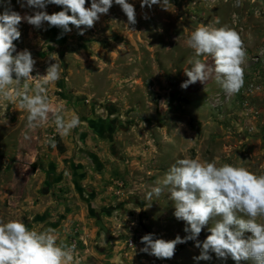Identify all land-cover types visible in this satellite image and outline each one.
I'll use <instances>...</instances> for the list:
<instances>
[{
  "label": "rangeland",
  "instance_id": "rangeland-1",
  "mask_svg": "<svg viewBox=\"0 0 264 264\" xmlns=\"http://www.w3.org/2000/svg\"><path fill=\"white\" fill-rule=\"evenodd\" d=\"M128 2L136 11L137 23L129 26L135 31L126 25L120 6L113 4L83 35L72 25V31L61 37L62 30L47 23L36 28L22 21L21 37L14 41L17 52H31L36 60L34 76L45 74L49 63L55 62L50 58L55 59L62 72L59 81L47 86L50 105L57 106L52 109L65 99L87 132L101 133L105 143L95 141L94 149L98 153L104 149L110 158L106 167L108 182L118 192L112 211L117 212L119 236L134 240L127 249L139 264H236L231 257L218 259L214 253L210 260H194L200 255L195 241L178 244L172 259H157L140 251L144 247L140 241L149 233L164 240L187 235L185 223L174 216L166 189L159 197L146 199L177 159L229 163L264 173V0H241L240 7H234L236 0H169L167 10L159 5L141 8V0ZM90 5L87 0L86 7ZM6 8L22 16L34 11L22 8L18 0H0V14ZM45 10L52 14L62 8L48 5ZM200 25H227L241 36L246 57L239 93L227 96L215 80L213 58L196 57L187 46L186 40ZM195 58L206 65L207 79L182 89L188 79L184 70ZM27 116L17 108L7 112L0 101L2 221L14 218L29 197L24 186L33 172L28 162L34 154L35 130L27 128ZM45 122L54 124L53 111ZM45 129L37 134L43 136ZM54 140L56 151L64 153L58 137ZM258 222L264 223V218ZM212 224L202 229L200 242Z\"/></svg>",
  "mask_w": 264,
  "mask_h": 264
},
{
  "label": "clouds",
  "instance_id": "clouds-1",
  "mask_svg": "<svg viewBox=\"0 0 264 264\" xmlns=\"http://www.w3.org/2000/svg\"><path fill=\"white\" fill-rule=\"evenodd\" d=\"M21 7L33 9L31 15L6 8L0 14V101L17 105L28 113L27 128L34 130L47 121L48 113L53 111L56 132L66 137L81 120L75 113H63L53 110L47 95V86L61 79L62 69L53 58L45 74L32 73L36 60L27 49L17 52L14 41L21 37L19 26L22 21L41 28L45 23L49 27L62 30L63 34L72 31L70 25L84 31L94 27L101 15L108 14L113 4L120 6L127 17V26L137 23L135 7L128 0H18ZM169 0H141V8L159 5L167 10ZM48 5L60 6L62 10L49 14ZM236 0L234 7H240ZM147 18V17H145ZM220 23L219 19L215 21ZM135 31L134 28H130ZM58 37V38H61ZM196 57L211 56L214 60L215 80L227 96H232L244 85V64L246 49L239 33L224 25L216 28L211 25L198 26L186 40ZM191 68L184 70L188 77L181 84L187 89L197 81L207 79L206 65L199 58L189 61ZM208 71H213L212 69ZM30 137L25 134L24 139ZM46 145L56 147L54 138L45 140ZM170 194L174 204V216L185 223V237L177 235L175 239H154L153 234L141 237L142 253L157 259H172L178 244L195 241L200 255L194 260H210L214 253L218 259L231 257L236 264L242 261L249 264H264V173L255 174L242 166L224 163L217 166L213 162H201L199 159H177L170 166L164 178L146 194L151 200L159 197L164 190ZM210 221L206 239L198 237ZM246 233L251 235L246 236ZM54 229L30 230L19 219L4 222L0 220V264H79L75 245L57 243Z\"/></svg>",
  "mask_w": 264,
  "mask_h": 264
},
{
  "label": "crops",
  "instance_id": "crops-1",
  "mask_svg": "<svg viewBox=\"0 0 264 264\" xmlns=\"http://www.w3.org/2000/svg\"><path fill=\"white\" fill-rule=\"evenodd\" d=\"M47 95L50 101L52 94ZM1 104L7 112L19 109L7 101ZM59 105L61 114L75 113L67 100L63 99ZM51 107L57 106L52 103ZM41 127L46 128L41 130L43 136L37 134ZM53 128V123L44 122L34 129L31 141L34 154L28 162L33 172L24 186L29 197L24 199L22 210L14 218L3 221L19 219L30 230L54 229L58 244L61 241L69 246L76 244L79 264H139L138 258L127 249L131 238L119 236L117 212L112 211L117 208L113 203L116 188L108 182L110 171L106 167L110 158L104 149L100 153L94 149L95 141H103L101 133L90 134L81 122L68 136L57 135L64 148L60 154L56 147L44 143L52 139Z\"/></svg>",
  "mask_w": 264,
  "mask_h": 264
},
{
  "label": "built area",
  "instance_id": "built-area-1",
  "mask_svg": "<svg viewBox=\"0 0 264 264\" xmlns=\"http://www.w3.org/2000/svg\"><path fill=\"white\" fill-rule=\"evenodd\" d=\"M58 133L56 132V129H55V125H54V128H53V133H52V138H55L57 137ZM116 186H121L120 184H116ZM115 193H118L117 191ZM76 246V244H74ZM134 245V240L131 238L128 242H127V246L128 247H132Z\"/></svg>",
  "mask_w": 264,
  "mask_h": 264
}]
</instances>
